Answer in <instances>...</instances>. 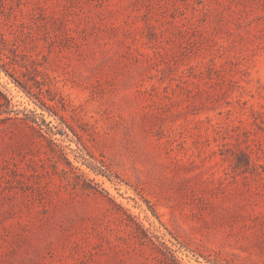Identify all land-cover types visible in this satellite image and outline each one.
<instances>
[{
    "label": "rangeland",
    "instance_id": "374dc122",
    "mask_svg": "<svg viewBox=\"0 0 264 264\" xmlns=\"http://www.w3.org/2000/svg\"><path fill=\"white\" fill-rule=\"evenodd\" d=\"M0 264H264V0H0Z\"/></svg>",
    "mask_w": 264,
    "mask_h": 264
}]
</instances>
